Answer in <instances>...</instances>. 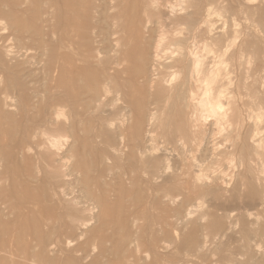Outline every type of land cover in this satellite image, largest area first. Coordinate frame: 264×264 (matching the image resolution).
<instances>
[{
  "label": "bare ground",
  "instance_id": "6f19581e",
  "mask_svg": "<svg viewBox=\"0 0 264 264\" xmlns=\"http://www.w3.org/2000/svg\"><path fill=\"white\" fill-rule=\"evenodd\" d=\"M52 6L0 0V29L17 49L38 50L44 60L33 67L0 53V116L13 133L16 113L4 108L18 103L23 157L31 147V157L48 156L41 142L62 150L82 116L94 112L105 149L100 164L111 157L103 168L111 176L121 264L129 257L157 264L158 248L176 242L181 215L190 227L176 247H186L194 264H264V0H62L60 28ZM238 16L249 23L242 31ZM55 71L60 97L51 91ZM46 94L50 102L41 106ZM37 170L33 163L28 177ZM49 174L58 176L53 168ZM80 186L88 207L98 206L88 182ZM67 202L71 211L60 219L21 224L10 242L0 218V264H52L53 237L43 223L72 231L87 220L84 206ZM30 230L33 244L25 238Z\"/></svg>",
  "mask_w": 264,
  "mask_h": 264
},
{
  "label": "rangeland",
  "instance_id": "374dc122",
  "mask_svg": "<svg viewBox=\"0 0 264 264\" xmlns=\"http://www.w3.org/2000/svg\"><path fill=\"white\" fill-rule=\"evenodd\" d=\"M51 1L53 2V9L49 7V10H54L55 26L60 28L62 23V0ZM23 17L29 18V14L26 13ZM236 21L238 23L237 28L240 31L249 25L248 21L241 16H238ZM226 23L229 25V20L226 19ZM45 24L47 26V23ZM2 27L3 25H0V28ZM250 28L253 29L251 26ZM16 46V40L14 36L9 35L8 29H0V53L10 63L23 59L32 61L31 66L33 67L40 66L43 63V58L37 55L38 50L28 49L26 51L17 49ZM53 77H55L53 80L55 84H53L54 87L51 88V91H53L55 97H60L63 90L58 81L60 75L55 71ZM15 95L16 100L19 101L18 94L15 93ZM49 102L50 98L46 94L44 100L39 103L42 104L41 106H48ZM9 110L15 112L17 118L16 129L13 133L8 129V123L3 115L0 116V149L4 152L2 155L3 160L0 161V218L2 223H6L9 232H12V235L8 237L9 242L15 233L22 234L21 224L28 225L31 229L35 220L38 221L40 217L52 216L54 219H60L67 213V210H70L67 201H71L75 208L76 206L85 207L82 213L87 220L80 226V229H83L82 232L79 231V228L72 231L68 230L65 223H57V226L54 227H49L45 222L43 223V228L48 230L47 234L53 237L51 240L53 242L48 244L47 247V253L53 256L54 259L52 264H64V260H71L74 264H121V258L115 255L114 251L117 231L115 226L116 213L114 212L116 206L112 197L111 176L108 170L103 168L111 164V157L107 154L103 164H100L99 155H102L105 149H103L102 137L97 134L99 119L96 114L94 116L93 112V114L86 113L82 116L81 125L75 126L74 135L68 137L67 143L61 148L62 150H58L46 142H41L38 148L49 149L48 156L43 157L40 156L41 154H35L31 157L34 152L32 149H35L31 147V150L23 157V152L19 149L20 134L18 131V126H22L23 117L16 112L18 103L14 104V101H12L10 105L4 108V111ZM33 112H35V109H33ZM86 126L93 127L92 132L89 134H84L83 130H80V128L83 129ZM46 134L52 137L56 133ZM61 134H64L63 131H61ZM68 149H70L69 154L67 153ZM45 159L46 162H44ZM33 163L38 165L39 170L30 179L28 176L31 173L30 169ZM72 165H76L75 168H72ZM51 168L57 171L58 176L56 179L51 180L50 178L49 171ZM83 180L88 182L93 197L101 201L94 208L88 207L87 202L81 197L80 185ZM35 196L41 199L40 202H30L31 198ZM77 201L79 202L75 204ZM149 201H145L142 205L149 206ZM21 215L25 217L21 219ZM122 217V222H124L126 215L122 214ZM186 219L187 216L185 215L178 217L172 230L176 238L175 244L158 248V263L194 264L190 260L191 256L186 254V247H176L181 241L182 235L190 227V223ZM148 233L147 230L142 232V239L145 238L142 240L144 243H147ZM25 238L32 244L35 242L32 230L26 234ZM146 246L147 244L142 247ZM102 247H106V252H101ZM130 248L134 249L135 246L130 244ZM146 248L148 250L149 247ZM148 251L143 253L146 261L152 259L151 251L150 254ZM129 258L130 261L127 264H135L132 257ZM30 261L31 259H29Z\"/></svg>",
  "mask_w": 264,
  "mask_h": 264
}]
</instances>
